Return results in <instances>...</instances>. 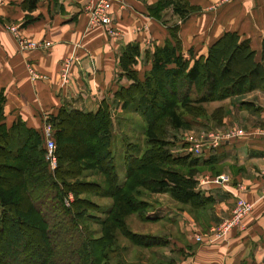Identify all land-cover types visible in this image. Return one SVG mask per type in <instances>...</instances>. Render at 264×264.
Here are the masks:
<instances>
[{
  "label": "trees",
  "instance_id": "1",
  "mask_svg": "<svg viewBox=\"0 0 264 264\" xmlns=\"http://www.w3.org/2000/svg\"><path fill=\"white\" fill-rule=\"evenodd\" d=\"M39 2L24 0L29 12L34 11ZM197 10L199 7L190 4L189 0H159L152 8L151 13L167 25L171 38L163 46L147 50L151 67L143 78L135 69L142 54L140 46L129 44L121 55L120 65L132 83L129 87H121L116 97L123 101L126 111H136L146 123V144L143 147L136 142L126 144L123 184L119 183L113 154L114 121L108 104L86 113L63 107L57 116L49 117L59 159L58 169L53 174L46 160L43 131L30 128L22 121L8 127L3 121L5 96L0 93V264H12L11 261L17 264L19 257L28 251V229L39 237L44 247L41 264H63L56 259L62 251V239L86 220L100 224L102 236L97 238L88 233L79 246L69 237L65 252L72 257L69 256L66 264H114L113 259L119 253L118 232L135 244L140 243L141 236L130 231L127 216L138 213L144 220L152 219L149 203L140 197L142 191L170 193L176 202L192 209L203 208L212 202L211 196L197 189L196 177L200 165H213L217 159L211 156L200 162V158L191 155L174 156L172 143L167 138V126L188 129L187 116L200 115L204 103L263 89L264 34L259 60L250 39L242 38L236 31H225L208 46L206 53L194 55L190 49V57H185L177 21L168 23L166 18L184 21ZM33 20L28 15L25 24ZM239 106L258 109L248 101H241ZM156 110H160L161 115L153 114ZM85 137L94 138L90 140L92 151L78 153L74 148L78 147V141L80 145L85 144ZM9 140L16 141L18 151L2 153L3 144ZM85 159L93 162L86 167L107 177L105 187L81 180ZM1 166L16 171L21 169L23 186L10 187L8 175L3 174ZM89 185H93L92 189L98 186L94 193L113 198V205L105 216L96 214L102 212L101 206L84 197L85 193H93ZM24 201L33 208L30 216L21 211ZM62 217L69 224L68 234L54 230ZM146 239L142 246L167 244L160 235H147Z\"/></svg>",
  "mask_w": 264,
  "mask_h": 264
},
{
  "label": "crops",
  "instance_id": "2",
  "mask_svg": "<svg viewBox=\"0 0 264 264\" xmlns=\"http://www.w3.org/2000/svg\"><path fill=\"white\" fill-rule=\"evenodd\" d=\"M97 1L40 0L37 8L29 12L24 0H0V93L5 96L3 121L8 127L22 121L42 132L49 117L57 116L63 107L86 113L95 112L106 103L112 116L125 111L116 92L129 87L132 80L120 65L121 55L129 44L140 46L142 54L135 69L143 78L151 67L147 50L163 46L171 35L163 20L151 13L159 0H112L110 12L119 34L113 38L101 24H89V7ZM189 3L201 10L192 12L184 21L166 18L168 23L177 21L183 46L190 48L195 36L203 33V28L197 34L193 31L195 14L214 16L216 12L211 9L217 6L223 8L221 18L199 54L206 53L208 46L225 31H236L242 38L250 39L256 59H260L264 0ZM28 15L34 20L25 24ZM10 26L20 29L28 40L39 42L40 47L21 48ZM71 55L75 59L69 81L64 83L63 66ZM245 100L258 109H239L238 124L244 123L246 131L216 150L217 161L213 165L220 166L221 172H202L196 177L197 189L213 200L192 210V229L201 233L229 215L236 196L251 202L252 209L238 227L215 244L195 242L188 237L193 245L187 264H264V88L241 95L238 105ZM222 173L231 177L230 183L212 181ZM236 178L238 183L234 185Z\"/></svg>",
  "mask_w": 264,
  "mask_h": 264
},
{
  "label": "rangeland",
  "instance_id": "3",
  "mask_svg": "<svg viewBox=\"0 0 264 264\" xmlns=\"http://www.w3.org/2000/svg\"><path fill=\"white\" fill-rule=\"evenodd\" d=\"M100 1V0H99ZM98 2V1H97ZM227 3V2H226ZM199 7V6H198ZM213 10V13L216 12V15H204L201 12L196 13L194 16L193 21V31L197 34L199 29L203 28V33H199L196 35V41H194L193 45L190 48H186L187 46L182 45V51L185 57H190L189 50L192 49V53L194 55L199 54L200 50L204 47V44L208 37L213 34L214 26L218 24V20L221 18V12L223 8H218L217 6ZM220 9V11H219ZM201 10V9H200ZM199 10V11H200ZM225 11V8H224ZM223 11V12H224ZM218 13V14H217ZM90 14V12H89ZM205 18V19H204ZM224 18V17H223ZM89 24L91 25H98L91 23V17L89 18ZM105 28L107 35L111 37H117L118 29L115 27L113 21H111L109 26L102 25ZM9 30L12 31L18 40L20 47L26 49V45H29L33 42L39 43L34 40H28L27 38L23 37L21 34L20 29L14 26H10ZM191 30V29H190ZM111 32V33H110ZM179 38L180 35L178 34ZM186 39L184 38V42ZM191 41V40H190ZM186 43V42H185ZM147 58V56H146ZM75 56H69L63 66V72L67 63H71L74 61ZM71 69V67H70ZM63 75V74H62ZM69 81V79H68ZM63 79L64 83H67ZM178 88V86H176ZM248 101V100H245ZM249 102V101H248ZM240 107V108H239ZM245 107L238 105V97H234L232 99H226L223 101H211L203 104V111L200 115L197 116H187V120L190 122V127L188 129H175L173 126H167V138L172 143L171 151L175 155H191V157L200 158V162L210 158L211 156H215L217 159L216 150L220 147L225 145L226 142L229 140L235 139L242 134L246 127L244 123L239 122L238 124V117H239V109L244 110ZM248 109V108H247ZM124 114V115H122ZM153 114L161 115L160 110H156ZM123 117L125 119H123ZM113 121H114V139H113V154L115 157V164L117 166V170L119 173V183L123 184L126 179V171L124 167V157L127 151V143L129 142H136L141 144L142 147L146 144V139L144 135V131L146 129V123L144 118L138 114L136 111H127L124 112H115L113 113ZM250 127V126H248ZM248 128L247 130H249ZM257 129V128H256ZM84 130H87L85 128ZM54 138V128L52 124L49 122L47 123V127L44 128V138L46 143V138L48 133ZM86 132V131H85ZM230 133L229 138H226V134ZM244 133V132H243ZM233 134V135H231ZM85 136V134H84ZM90 138V139H89ZM93 137H85V144L80 145L78 141V147H75V151L78 153L83 151L85 153H91V145L90 140L93 141ZM89 140V141H88ZM91 141V142H92ZM56 142V140H55ZM16 141L9 140L3 144V151H18V147L16 145ZM57 144V142H56ZM58 158V155H57ZM46 160L49 165V170L54 174L58 169V164L55 168L51 166L49 158L47 156V148H46ZM2 161L5 162L3 159ZM83 164L85 165V172L81 177V180L85 182L98 184L100 183L103 187L107 185V177L102 172H96L86 166L92 165V160L85 159L83 160ZM3 167V166H1ZM221 167L217 165H200L198 168V174L202 172H210V173H219L221 172ZM225 171L227 168H223ZM3 174L8 175V182L7 184L10 187H15L17 185L23 186V174L21 169L13 170L10 168H2ZM186 172V170L184 169ZM237 172V170H234ZM214 175V174H213ZM220 176L226 177L225 183H230L231 177L227 173H222L216 175L212 181H216L217 178ZM237 176V175H236ZM213 177V176H212ZM198 181V180H197ZM219 183L221 182L219 179L216 181ZM236 183H232L236 185L238 183L237 178L235 179ZM198 184V182H197ZM92 189L93 185H89ZM97 187L92 189L93 193H85L84 197L93 201L94 203L98 204L102 208V212H96L101 216H105L107 210L113 205V198L107 194L98 192L94 193L97 190ZM101 187V186H100ZM72 196V195H71ZM140 197L147 200L149 203L148 211L151 215L152 219L144 220L138 213L132 214L127 216V225L130 231L135 234L141 236L139 238V244H135L132 242L128 237H126L122 232H118V254L113 259L114 264L117 262L124 261L126 264H187L186 259L189 257L188 253L192 250V243H190V238L194 239L195 242V232L197 230L193 228V216L192 213L193 209L187 204H181L176 202L174 198L170 195V193H153L150 191H142ZM74 199V196L71 197ZM238 200V196H236L235 203ZM248 201V200H246ZM249 202V201H248ZM252 204L251 202H249ZM253 205V204H252ZM162 206V208H161ZM21 211L26 215H32L33 208L29 205L28 202L24 201L21 203ZM234 207L231 209L229 215L222 218L218 223L211 225L208 229L197 232L198 234L202 235V243L208 244H215L227 237V235L233 231L237 226L233 227L230 231H228L225 235L215 240L216 235V227H218L224 219L231 218L233 215ZM52 210V208H51ZM251 211V210H250ZM181 212L186 214L183 215ZM178 213V214H177ZM162 215L164 217H162ZM180 215V216H179ZM195 217V216H194ZM163 218L164 220H161ZM62 222L58 223L54 226V230L58 231V233L68 234L69 232V224L65 223V219L61 218ZM190 224L188 225L185 223L186 221ZM243 220V219H242ZM241 220V221H242ZM55 223H52V225ZM63 227V229L61 228ZM202 228V225L200 224ZM62 231V232H60ZM92 234L99 238L102 236V227L100 224L92 220H86V222H82L78 229H74L70 234H68L65 238H63V247H61L62 251L59 252L57 255V261L66 264L72 255H68L65 251L66 244L70 240L72 243H75L76 246H79L82 242V239L87 234ZM27 237L30 240L29 249L25 254L19 257L17 264H41V260L45 255L44 247L39 242V237L30 229L26 231ZM147 235H162L164 239H166L167 244L160 247H146L142 246V243L145 242ZM213 238L211 241L210 239ZM191 239V240H192ZM210 240V241H209ZM181 247L179 248V246ZM184 250V251H183ZM3 258V257H2ZM26 258V259H25ZM5 259L3 258V261ZM193 261V260H192ZM191 261V262H192ZM12 264L13 261H11Z\"/></svg>",
  "mask_w": 264,
  "mask_h": 264
},
{
  "label": "built area",
  "instance_id": "4",
  "mask_svg": "<svg viewBox=\"0 0 264 264\" xmlns=\"http://www.w3.org/2000/svg\"><path fill=\"white\" fill-rule=\"evenodd\" d=\"M112 8V0H100L89 7L90 17H91V23L92 24H101L109 26L112 21L111 16V10ZM111 33V32H110ZM26 48H38L40 47L38 43L33 42L29 45L25 46ZM70 67L71 63H67L63 72V79L65 81H68L69 75H70ZM48 133V132H47ZM226 138H229L230 133L226 134ZM233 135V134H231ZM46 148H47V156L49 158V161L51 163V166L55 168L58 164V158H57V144L54 140V138L51 137V135L48 133V136L46 138ZM220 180L221 182H226L225 176H220L216 179ZM263 194H264V186H263ZM72 197V196H70ZM68 203V202H67ZM252 209V204H250L246 199L238 196V200L235 203V208L233 211V215L231 218L224 219L218 227H216V235L215 240L225 235L228 231H230L233 227L237 226L241 220L250 212ZM196 241L202 242V235L195 233L194 234ZM211 241L213 238L210 239ZM209 240V241H210ZM214 241V240H213Z\"/></svg>",
  "mask_w": 264,
  "mask_h": 264
}]
</instances>
